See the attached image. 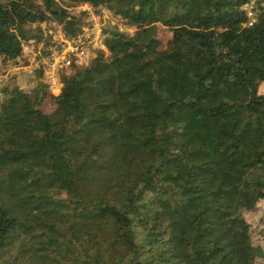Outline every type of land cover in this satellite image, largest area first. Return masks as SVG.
<instances>
[{
	"label": "trees",
	"instance_id": "trees-1",
	"mask_svg": "<svg viewBox=\"0 0 264 264\" xmlns=\"http://www.w3.org/2000/svg\"><path fill=\"white\" fill-rule=\"evenodd\" d=\"M68 1L134 32L111 28L58 94L2 88L0 264H264L247 218L264 202V0ZM41 2L0 0L6 59L32 23L76 31Z\"/></svg>",
	"mask_w": 264,
	"mask_h": 264
},
{
	"label": "built area",
	"instance_id": "built-area-1",
	"mask_svg": "<svg viewBox=\"0 0 264 264\" xmlns=\"http://www.w3.org/2000/svg\"><path fill=\"white\" fill-rule=\"evenodd\" d=\"M35 1L42 4V0ZM56 1L66 11L67 20L71 16L81 17L76 31L67 32L65 23L55 19L30 24L37 35L20 41V54L14 59H6L0 54V98L5 86L13 84L29 92L37 80L45 83L51 93L58 94L62 75L71 73L74 68L88 66L99 53L108 55L104 42L108 31L111 28L123 31L106 7L96 9L88 2L66 4L68 1ZM21 74L28 80L23 86L17 82Z\"/></svg>",
	"mask_w": 264,
	"mask_h": 264
},
{
	"label": "rangeland",
	"instance_id": "rangeland-1",
	"mask_svg": "<svg viewBox=\"0 0 264 264\" xmlns=\"http://www.w3.org/2000/svg\"><path fill=\"white\" fill-rule=\"evenodd\" d=\"M61 2H66L68 0H59ZM71 2H66V4ZM72 4V3H71ZM264 4V2H263ZM251 3L248 4L247 11L248 13L253 16V12L251 11L250 7ZM110 16V14H108ZM113 21L116 23L117 26L122 27L123 32L132 34L134 32V28L129 26L123 19L113 14ZM158 34L160 36L164 35V29L161 26H158ZM18 85H25L27 84L28 80L25 74H21L17 79ZM261 92L264 93V85L261 87ZM42 109L45 111L51 110V106L44 102L42 104ZM248 220L251 222L252 225V241L255 245L260 246L264 250V202L259 204V207L251 213L247 214Z\"/></svg>",
	"mask_w": 264,
	"mask_h": 264
}]
</instances>
